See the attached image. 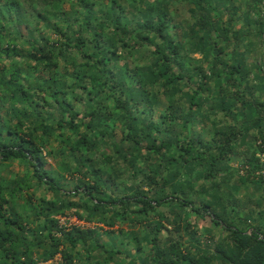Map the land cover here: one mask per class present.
<instances>
[{
    "label": "trees",
    "instance_id": "1",
    "mask_svg": "<svg viewBox=\"0 0 264 264\" xmlns=\"http://www.w3.org/2000/svg\"><path fill=\"white\" fill-rule=\"evenodd\" d=\"M132 1L130 6L137 12L139 5H144L142 13L145 15L142 14L144 18L140 15L143 19L133 17L124 25L121 20L129 13L116 0H0V174L5 165L14 161L31 172L13 184L0 181V255L4 258L0 264H45L57 255L61 261L56 264H87L77 255L78 249L83 247L89 251L99 249L95 264L116 263L121 257H126L129 264H264V241L258 238V229L253 228L255 232L246 234V227L227 221L223 214L212 210L210 203H197L180 195L154 197L138 185L130 194H125L104 180L98 169L104 163L113 165L116 154H121L119 150L102 160V164L88 155L76 161L77 153L82 155L96 150L92 137L95 130L98 136L112 141L114 126L118 124L121 141L140 146V137L145 139L142 147L145 154L140 160L148 162L147 165L152 164L150 155L160 156V159L169 155L173 159L178 157V162L196 166L197 174L204 177L205 182L209 181L217 175L218 161L226 149L228 151L227 135L220 145L217 142L223 133L218 134L216 130L213 141L206 146L197 137L173 143L161 136V125L151 118V99L159 93L163 98L173 97L169 106L170 124L177 119L174 110L182 106L178 103L185 97L187 102L183 108L188 113L184 117V131L197 132L191 124L195 117L203 126L204 118L200 115L203 105L199 99L216 88L214 83L218 85L220 74L226 78V86L220 91L222 95L243 98L246 93L251 94V87L242 85L241 61L235 60L234 46L236 42L243 43L239 31L234 29L236 6L226 9L227 12L230 9L231 14L223 21L224 9L219 4L227 0H184L192 6L187 9L189 17L174 22L165 8L150 6L146 0ZM95 6L101 13L106 12L104 24L96 21ZM115 9L121 11L119 15L114 14ZM51 19H54L53 24H50ZM97 23L101 25V33L96 29ZM20 24L25 26L26 36L18 32ZM259 26L262 27L261 21ZM50 28L55 39L44 34ZM183 29L185 34L181 33ZM118 45L125 53L117 54ZM188 46H195L194 51L202 55V62L193 63L195 60L189 57ZM144 50L152 57L151 77L147 81L139 77L140 66L131 61L133 55ZM118 56L126 62L124 72L111 64ZM224 56H227L226 61ZM61 64L63 72L58 70ZM204 64L208 65L207 70ZM35 71L42 72L43 77L38 78L37 85L31 86L28 80ZM236 75H240L239 79ZM236 81L237 87L234 86ZM146 85L150 86L149 90L145 89ZM219 88L218 85L216 93ZM75 89L80 90V96L75 95ZM220 104L224 110V102ZM239 104L243 105L241 98ZM252 104L259 114L254 118V126L258 129L256 141H264V130H260L264 102L252 99ZM146 115V128L134 125ZM99 124L104 128H98ZM153 132L156 138L152 137ZM65 134L71 142L63 147L60 144L63 155L59 157L58 170L54 171L46 167L43 150L49 148V153L54 154L56 149L49 147L53 137ZM255 147L258 152L259 147ZM170 163L168 161L162 171V184L167 183L164 176ZM83 166L87 168L89 179L76 185L73 192L66 193V198L59 197L65 194L58 185L61 172L75 175ZM253 166L255 171L259 169L256 157ZM114 173L121 178L122 173ZM159 174L156 169H147L142 179L150 188L158 184ZM29 178H34L38 186H46L59 197L58 201L40 197V202L34 203L32 196L26 193ZM17 196L23 203L16 205L18 210L11 209ZM172 201L181 208L191 209L196 216H212L213 224L222 232L213 246V253L191 255L179 239L167 235V242L161 243L157 238L159 226L153 219L157 216L165 219L159 209ZM67 211L86 223L93 222L99 212H109L116 221L139 226L145 242L138 241L141 243L135 245L126 241L124 252L107 249L100 239L106 232L102 227L72 225L66 229L61 226L56 216H65ZM181 231L189 233L192 230L189 224L173 227V232ZM129 247L140 253L129 254ZM38 248L41 251L34 258L33 251ZM146 257L148 261H144Z\"/></svg>",
    "mask_w": 264,
    "mask_h": 264
},
{
    "label": "rangeland",
    "instance_id": "2",
    "mask_svg": "<svg viewBox=\"0 0 264 264\" xmlns=\"http://www.w3.org/2000/svg\"><path fill=\"white\" fill-rule=\"evenodd\" d=\"M116 1L118 3H121L123 9L129 13L128 16L122 18L121 20L122 24L125 25L133 17H139V19L144 18L143 15L145 14L142 13L143 11H145L144 5L143 6L139 5V12H137L133 10L130 6L131 4H133L132 0H116ZM103 2H106V0H103ZM146 3L150 4V6L157 5L159 7L165 8L166 12L169 13V18H172L174 22H179L187 19L189 17L187 9L192 7L190 4L186 3V1L184 2V0H146ZM65 9L69 10V7L65 6ZM94 10L96 11L95 14H97L96 21L104 24L105 19L107 18L106 12L101 13L99 11L98 6H95ZM73 11L74 10L71 8V13H73ZM120 12L121 11H119L118 9H115L114 14L119 15ZM153 13L155 14V12ZM140 15H142L143 18H140ZM53 23H54V19H51L50 24ZM78 25H80V22L78 23ZM18 27H19L18 32H20L23 36H26L25 26L23 24H20ZM96 29L101 33L100 24L97 23ZM181 33L185 34L186 30L183 29ZM44 34L48 35L50 39L56 38L51 28L44 31ZM24 47H27L26 44L24 45ZM194 47L192 46L187 47L188 55L191 59L195 60V62H193L194 64L195 63L199 64L200 62H202V55L196 53L194 51L195 50ZM123 53H125L124 48L118 45L117 54H123ZM120 56L113 59L111 64H115V66L120 67L119 68L120 71L124 72L125 67L123 66L125 65L126 62L125 60L121 59ZM67 59L70 60V58ZM131 61H133V64H137L138 66H140L139 77L141 79H144L145 81L150 80L149 79L151 77L150 66H151L152 57L149 55V51L144 50L139 55L136 56L133 55ZM204 67L205 70H207L208 65L204 64ZM58 70L63 72L64 65L61 64ZM42 77H43L42 72L35 71L33 73V77H31L28 80L29 84L31 86L37 85L39 83L38 78H42ZM221 80H224V77L223 76L220 77L219 75L218 82H216L218 83L219 86H220L219 81L221 82ZM218 85H215L214 83V86H216V88L218 87ZM216 88H214V90L210 89L208 93H205L199 99L203 105V108H201L203 113H200V115L202 114L201 117L203 116L202 118H204L203 126L201 122H198L195 117L193 118L191 124L193 127L198 129L197 132H191V129H189V131L185 129L184 131L183 128L185 124L184 117L188 113L185 112L183 108L184 102L185 103L187 102V99H185V97L178 103V104H182V106L180 108H175L174 110V114L177 116V119L171 121L170 124L168 123L169 115H170L169 106L171 103H173V97L170 96L168 98H163V96L160 93L152 97L151 103L153 104L152 106L153 111L151 118H153L157 124L161 125V130H160L161 136L163 135L165 138L170 139L171 141H173V143L175 142L180 143L185 138L194 139L196 137L199 138L202 141L203 145L205 146L206 144L210 143L211 140L213 139V133L207 130L208 126L212 128H217L218 126V112H219L220 102L218 95H216L219 94L216 93L217 92ZM145 89L149 90L150 86L146 85ZM75 95L77 96L81 95L79 89H75ZM162 119H163V123H161ZM96 122L97 121L95 120L94 123ZM147 122H148V116L146 115L139 118L137 122H134L135 123L134 125L145 127ZM168 124L169 126H167ZM98 128L103 129L104 126L102 124H99ZM188 128L191 127L189 126ZM135 130L137 132L136 128ZM113 132H114L113 133L114 139L110 141L108 137L103 138L98 136L97 131L95 130L92 133V137L96 141V150L93 149L90 153L88 154L84 153L82 155L77 153L75 155L76 161H79L88 155L89 157L96 159V161H101L102 164L103 163L102 160H105L107 156L114 153L113 151L119 150L121 154L118 155L116 154V159L113 160L114 161L113 165H108L107 163H104L99 167L98 171H99V175L102 178H104V180H107L108 182L110 181L111 183H113V185H116L118 189L123 190L125 194H130L134 189V187L138 185L143 190L150 191V195L154 197L155 196L162 197L167 194L175 197L180 195L186 200H190L194 202L196 201L197 203L199 202L210 203L212 206V210L216 211L215 209L216 195L211 194L210 198H207V196L205 197L204 195V192L205 193H209V192L212 193V191L216 192V188H214L216 186L214 184L215 179H210L209 181L207 180L205 182L204 177L202 178L197 174V172H199V169L196 166L194 167V165L192 164H182L178 162L179 160L178 157L173 159L170 157V155L167 157H163L161 159L160 156L150 155V162L152 164L147 165L149 164L148 162H144L143 160H140L141 155L145 154V151L142 148L146 143L145 139L140 137V142H141L140 146H135L134 143L130 141H121V132L118 124L114 126ZM137 135H140V133L138 132ZM67 137L68 134H65L63 137H59L57 135L53 137V140L51 141L49 147L56 149L54 154L49 153L48 151L49 148L48 149L44 148L43 153L47 162L46 165L47 168H51L54 171L58 170V166H59L58 160L60 155H63L60 152L59 146L61 143L63 147L67 143L71 142ZM152 137L156 138L157 134L153 132ZM172 148L171 150H173ZM123 159L126 162H124ZM168 161H171L172 163L168 165V170L164 176L165 179H167V183L162 184L160 181L161 177L163 176L162 171L164 170L165 165L167 164ZM86 169L87 168L85 166L80 167L79 172H77L75 175H71L69 171L61 172L62 179L58 182V185L63 189V191H65V194L59 197L66 198L67 197L66 193L73 192L74 187L76 185H82L83 182H86L89 179V175ZM147 169H156L160 173L158 176V184L156 186L149 188L143 181L142 178L145 172L147 171ZM114 171H118L122 173L121 178H118L117 174L114 173ZM27 172L31 173L27 167L21 165V163L17 161H14L4 166L0 174V181L3 180V182L6 184H13L15 181L22 179L25 176V173ZM26 183L27 185H29V189L26 191L27 196L28 195L30 197L32 196V200L34 203L40 202L39 201L40 197L48 200L58 201L56 199H59V197L52 194L51 191L47 190L46 186L43 187L38 186L34 178L31 179L29 178L26 181ZM203 183H206V185H203ZM193 186H195V189H193ZM22 201L23 200L17 196L16 200L13 202L11 206V209L14 208L15 210H18V207L16 205H21L23 203ZM159 211L164 215V218L167 219V220L161 219L158 216L153 219V222L159 226V229L157 228L156 231V236L158 239L161 240V243H166L167 242L166 237L167 235H170L176 239H179V242L182 243V246L187 248V250L191 253V255H195L197 252H201L205 254L207 251L213 253L214 250L213 246L218 241L219 236L222 234V232L220 227L213 224L212 222L213 218L210 214L196 216L195 212H193L191 209L181 208L174 201L163 204V206L159 209ZM56 218L58 219L59 224L65 227L66 229L72 225L80 226L84 228L102 227L103 230L106 232L101 235L100 239L107 249L120 250L124 252V250L126 249L124 245L126 241H132L135 245H138L141 242H145L144 240H142L143 233H141V228L139 226L132 227L127 223L116 221L114 218H112L109 212L97 213L94 218V221L91 223H86L84 221L77 220L73 215L70 214L69 211L65 213V216L57 215ZM185 224H189L190 229L192 231H190L189 233H185L183 231L177 233L173 232V227L175 225H180L181 227H183ZM165 228L168 229L171 233L168 234ZM261 230L258 229L259 232L263 231ZM135 238L136 239L138 238L140 240H136ZM146 244H147V248L150 247L149 242H147ZM40 251L41 249L39 248L35 249L33 251V257L36 258L39 255ZM128 251L129 254L134 253V255L140 253V251L139 250L137 251L134 247L132 248L129 247ZM98 252L99 249L89 251V249L83 247L78 249L77 255L80 258L81 262L87 264H95V260L98 258L99 255ZM0 261L2 262L4 261V258L1 255H0ZM60 261H61V257L60 255H57L55 258L46 262L45 264H56ZM118 261L116 260V263L114 262L112 264H129V260L126 257L125 259L121 257L120 260ZM144 261H148V258L146 257ZM216 264L219 263L216 262Z\"/></svg>",
    "mask_w": 264,
    "mask_h": 264
},
{
    "label": "crops",
    "instance_id": "3",
    "mask_svg": "<svg viewBox=\"0 0 264 264\" xmlns=\"http://www.w3.org/2000/svg\"><path fill=\"white\" fill-rule=\"evenodd\" d=\"M260 5V1L252 0H227L219 4V7L224 9L223 21H226L231 14V10L227 12L226 9L232 6L238 8L234 18V29L239 31L243 43L236 42L234 46L237 54L235 60L241 61V71L244 76L242 85H249L252 91L251 94L246 93L243 98L239 95L232 98L222 95L220 91L226 86V78L220 74L224 80L219 81L218 98L220 103L224 102L225 109L222 110L220 104L218 126L217 128L208 126L207 130L213 134L215 130L218 134H224L219 136L218 145L227 135L228 151L226 149L216 167L217 175L213 178L216 192H204V195L207 198H210L211 194L216 195L215 209L223 214L227 221L233 222L238 227L264 230V187L261 179L256 175L257 171L253 169L258 134V129L254 126V118L259 114L252 106V99L264 102V23L259 19ZM259 21L262 22V27L259 26ZM226 57L224 56L225 61ZM228 63L230 64V61ZM239 76L236 75V78L239 79ZM237 84L236 81L234 86L237 87ZM240 98L243 100V105L239 104ZM260 124L262 131L264 116ZM220 156L219 153L218 157Z\"/></svg>",
    "mask_w": 264,
    "mask_h": 264
},
{
    "label": "built area",
    "instance_id": "4",
    "mask_svg": "<svg viewBox=\"0 0 264 264\" xmlns=\"http://www.w3.org/2000/svg\"><path fill=\"white\" fill-rule=\"evenodd\" d=\"M259 19L264 23V2H262L260 5ZM256 146L259 147V150L256 153V158L258 159V163H259V169L257 170L256 175L261 179L262 185L264 187V141L260 139L257 140ZM252 232H255L253 228L248 229L246 231V234L250 235ZM258 238L264 241V230L258 233Z\"/></svg>",
    "mask_w": 264,
    "mask_h": 264
}]
</instances>
